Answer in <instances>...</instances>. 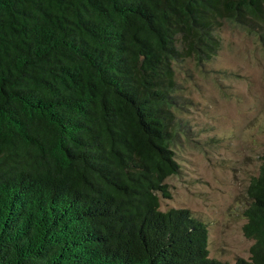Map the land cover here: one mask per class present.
Instances as JSON below:
<instances>
[{
	"label": "trees",
	"instance_id": "1",
	"mask_svg": "<svg viewBox=\"0 0 264 264\" xmlns=\"http://www.w3.org/2000/svg\"><path fill=\"white\" fill-rule=\"evenodd\" d=\"M226 25L264 46V0H0V264H264V147L247 258L211 257L205 218L160 208L186 82Z\"/></svg>",
	"mask_w": 264,
	"mask_h": 264
},
{
	"label": "rangeland",
	"instance_id": "2",
	"mask_svg": "<svg viewBox=\"0 0 264 264\" xmlns=\"http://www.w3.org/2000/svg\"><path fill=\"white\" fill-rule=\"evenodd\" d=\"M222 44L186 82L189 138L174 149L180 171L166 180L161 209L187 207L207 220L211 257H248L241 230L245 187L264 147V46L251 32L226 25ZM186 90V89H185Z\"/></svg>",
	"mask_w": 264,
	"mask_h": 264
}]
</instances>
